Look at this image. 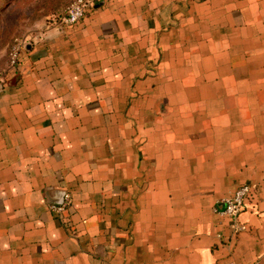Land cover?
Segmentation results:
<instances>
[{
    "label": "crops",
    "instance_id": "1",
    "mask_svg": "<svg viewBox=\"0 0 264 264\" xmlns=\"http://www.w3.org/2000/svg\"><path fill=\"white\" fill-rule=\"evenodd\" d=\"M0 264H264V0H97L24 46Z\"/></svg>",
    "mask_w": 264,
    "mask_h": 264
},
{
    "label": "rangeland",
    "instance_id": "2",
    "mask_svg": "<svg viewBox=\"0 0 264 264\" xmlns=\"http://www.w3.org/2000/svg\"><path fill=\"white\" fill-rule=\"evenodd\" d=\"M74 0H0V69L6 68L12 49L32 45L44 31L60 22Z\"/></svg>",
    "mask_w": 264,
    "mask_h": 264
},
{
    "label": "built area",
    "instance_id": "3",
    "mask_svg": "<svg viewBox=\"0 0 264 264\" xmlns=\"http://www.w3.org/2000/svg\"><path fill=\"white\" fill-rule=\"evenodd\" d=\"M97 0H74L71 2L64 14L60 17V22L63 25H70L79 21L85 14L86 10L92 6V4ZM24 47L14 48L11 50L9 55V63L6 68L0 69V88L5 81V76L7 71L15 67L18 63L20 52ZM250 192L249 185H241L228 197L222 199L224 203V209L220 211L222 214L234 216L236 215L243 206L244 199ZM70 202V195L64 193L62 202L53 206L56 211H62L65 209L66 205Z\"/></svg>",
    "mask_w": 264,
    "mask_h": 264
}]
</instances>
